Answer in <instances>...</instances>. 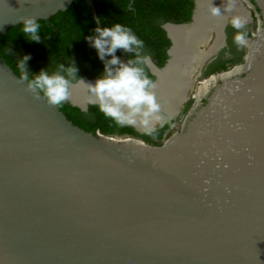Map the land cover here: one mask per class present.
Returning a JSON list of instances; mask_svg holds the SVG:
<instances>
[{"label": "water", "instance_id": "95a60500", "mask_svg": "<svg viewBox=\"0 0 264 264\" xmlns=\"http://www.w3.org/2000/svg\"><path fill=\"white\" fill-rule=\"evenodd\" d=\"M73 1L0 0V33ZM192 23L164 25L154 83L167 24ZM241 63L153 144L86 131L0 62V264H264V28Z\"/></svg>", "mask_w": 264, "mask_h": 264}, {"label": "trees", "instance_id": "16d2710c", "mask_svg": "<svg viewBox=\"0 0 264 264\" xmlns=\"http://www.w3.org/2000/svg\"><path fill=\"white\" fill-rule=\"evenodd\" d=\"M93 3L101 28L110 27L114 23H121L130 28L144 42L141 54L150 55L159 66L166 63L169 57L168 48L171 45L163 23L190 20L194 4L193 0H93ZM37 22L40 25V42L28 40L30 36H26L22 31L23 23L12 25L5 33H0V62H6L20 76L18 64L25 56H29L26 65L30 79L42 69L52 74L61 64L65 67L76 66L77 78L100 77L103 74L105 63L87 39L97 35L95 28L99 27L87 0H74L66 10H60L48 18L38 19ZM235 45L234 41L230 40V47L235 54L233 57L223 59L220 53L207 66L205 73L222 71L229 65L241 63L245 52L243 49L237 50ZM116 55L124 61L134 58V53H125L121 49L117 50ZM105 59H111V56H106ZM145 70L149 78L154 80L155 75L148 66ZM190 103L186 105L185 110ZM59 107L75 125L95 134L127 133L141 137L148 143L161 144L167 126L156 128L154 135L148 136L134 127L117 125L94 104H89L88 108L83 110L66 101Z\"/></svg>", "mask_w": 264, "mask_h": 264}, {"label": "clouds", "instance_id": "9594fccd", "mask_svg": "<svg viewBox=\"0 0 264 264\" xmlns=\"http://www.w3.org/2000/svg\"><path fill=\"white\" fill-rule=\"evenodd\" d=\"M209 2V12L213 17H225L236 7V0H225L223 8L215 6L213 0ZM229 22L237 30L234 43L241 47L248 46L247 34L241 31L247 24V18L231 15ZM39 29L36 17L23 18L22 31L26 36H30L29 41H41ZM95 33L97 35L87 39L97 49L99 58L104 61V72L95 83L79 78L77 84L86 86L89 93L88 102L98 106L99 110L117 125L131 126L145 135L153 136L157 125L162 126L166 120L161 114L162 105L155 92L156 84L145 70L150 64V58L141 54L144 42L121 23H114L110 27H96ZM118 49L125 53H134V58L122 60L116 55ZM106 56H111V59H105ZM28 59L30 57L25 56L18 64L20 80L27 81L26 90L36 99H41L42 93L43 98L52 106H59L68 101L71 89L76 86L72 83L77 78L76 66L65 67L61 64L52 74L42 69L30 79L26 65Z\"/></svg>", "mask_w": 264, "mask_h": 264}, {"label": "bare ground", "instance_id": "6f19581e", "mask_svg": "<svg viewBox=\"0 0 264 264\" xmlns=\"http://www.w3.org/2000/svg\"><path fill=\"white\" fill-rule=\"evenodd\" d=\"M224 2L225 0H213L215 6L222 8ZM209 7V0H198V10L192 24L184 26L167 24L174 39L172 58L163 69L152 65L153 70L158 74L155 92L161 102V114L165 119L177 113L179 106L194 87V75L198 71V65L205 61L210 54L215 53L214 51L224 42L222 26L229 14H226L225 17H213L209 12ZM231 14L245 17L243 9L237 3ZM213 32H215L213 43L210 42L211 45L203 49V44L208 41V38L211 39V36L214 35ZM245 67L244 63L237 64L226 72L202 79L198 83L197 89H193V96L200 98L206 95L219 78L227 80V78L241 73ZM89 82L95 83L94 81ZM70 98L77 101L89 98L86 86L77 84L71 89Z\"/></svg>", "mask_w": 264, "mask_h": 264}, {"label": "flooded vegetation", "instance_id": "af4514ba", "mask_svg": "<svg viewBox=\"0 0 264 264\" xmlns=\"http://www.w3.org/2000/svg\"><path fill=\"white\" fill-rule=\"evenodd\" d=\"M197 1L198 0H193L194 4H193L192 14H191V19L190 20L181 21V22L166 21V22L163 23V27H164V25L166 23H169V22H171V23H179V24H181V23H183V24L192 23L194 21V17L193 16L196 15L197 10H198ZM236 3L238 5H240V7L243 9V11L245 13V17L247 18V24H246L245 28L242 29L241 31H243L245 33L248 32V34H247L248 41L249 40L253 41V39H256L259 36V27H262V29L264 28V15H263L262 9L260 8V6L258 5L256 0H236ZM231 15H234V14H229L225 18V21H224V24H223L224 25V27H223V30H224L223 40H224V42H223V44L220 47H218L219 49H218L217 53L212 55L211 59L203 65V67L201 69V75H200L201 77H206L209 74H212V73H205V71L207 69V66L211 62H213L219 56L220 53L222 54L221 58H223V59L231 58V57H233L235 55L234 51L230 47V40L234 41V35L236 34L237 30L234 29L232 27L231 23L229 22L230 19H231ZM213 33H214V35H212L211 39L209 40L211 43H213V41H214L213 39H215V32H213ZM235 46H236L237 50H241V49L244 50L245 53H244L243 58H242V62H244V58H245V55H246V53L248 51L249 44H248V46H245V47L238 46L237 44ZM203 48H204V46H203ZM146 57H150L155 62V60L150 55H147ZM39 62L43 63L42 60H39ZM237 64H239V63H237ZM237 64L229 65V67L227 69H225V70L231 69L233 66H235ZM149 69H150V67H149ZM150 71H151V69H150ZM222 71H224V70H222ZM217 72H221V71H217ZM214 73H216V72H214ZM242 74H245L244 70H243ZM81 77H84V76H81ZM81 77H78L76 80H78ZM87 77H89V76H87ZM95 78H99V77H95ZM76 80H74V81H76ZM192 91L193 90L189 91V97L182 103V105L180 106L179 112L175 116H173L171 118L170 122H166L164 125H162V126L167 125L166 128H165L164 134H163L162 141L166 137H169L170 135L175 133L174 131H172V128L175 126V122L177 120H179V118H178L179 115L188 112L189 108L187 110H185V107H186V105L189 102H191L190 103V105H191L193 103V101H194V98H195L193 96ZM202 102L205 104L206 103V98H204ZM183 121H184V119H183ZM183 121H182V123H183ZM181 126H182V124H181ZM181 126H180V128H181Z\"/></svg>", "mask_w": 264, "mask_h": 264}, {"label": "rangeland", "instance_id": "374dc122", "mask_svg": "<svg viewBox=\"0 0 264 264\" xmlns=\"http://www.w3.org/2000/svg\"><path fill=\"white\" fill-rule=\"evenodd\" d=\"M209 44H211L210 41H209L208 43H206V44H205L206 46L204 45V47H208ZM233 67H234V66H233ZM194 79H195V84H197V83L202 79V77L198 75V76H194ZM192 93H193V91H192ZM188 95H189V93H188ZM191 105H192V104H191ZM191 105L188 107L189 109H190ZM189 109H188V110H189ZM186 114H187V113H183V114H180V115H179V117H178L179 120H177V121L175 122V126L172 128V131L177 132V131L180 130V126H181L182 121H183V119L185 118Z\"/></svg>", "mask_w": 264, "mask_h": 264}]
</instances>
